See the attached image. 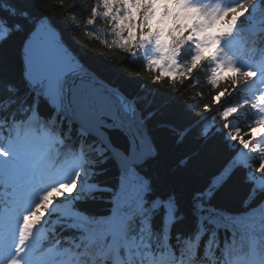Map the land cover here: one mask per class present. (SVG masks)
Listing matches in <instances>:
<instances>
[{
  "label": "trees",
  "instance_id": "1",
  "mask_svg": "<svg viewBox=\"0 0 264 264\" xmlns=\"http://www.w3.org/2000/svg\"><path fill=\"white\" fill-rule=\"evenodd\" d=\"M175 6L173 0H0V20L10 28L9 38L0 43V73L20 89V98L28 105L34 98L21 75L20 47L33 27L31 17L46 15L91 70L135 102L156 148L139 166L151 183L149 202L174 196L178 204L170 238L171 217L164 207L139 225H128L136 231L135 238L125 239L129 262L124 248L115 256L106 253L98 243L101 237L87 242L97 231L82 233L70 225H105L115 207L120 212L127 195L123 186L116 190L120 171L111 160L101 163L97 139L41 100L40 126L66 141L65 148L91 168V185L84 195L71 198L47 218L28 215L46 226L52 222L39 249L32 250L44 254V262L56 250L53 259L67 258L68 264H229L244 254L250 234L258 237L264 255V181L258 185L251 176L252 170L264 171V160L238 162L241 145L264 132V117L247 88L251 81L260 82L257 71L264 70V31L251 33L247 28L264 25V0H240L218 20L219 42L238 48L241 69L218 66L215 38L207 46L192 41V25L201 18L196 3L184 17L172 11ZM162 32L176 56L172 68L160 66L146 48L148 39ZM31 110L35 114L34 106ZM25 120L19 108L0 111L4 124ZM226 167L234 169L230 176H223ZM3 176L0 172V218L12 205V184ZM218 176L223 179L217 181ZM16 210L23 212L21 207ZM4 232L0 223V241ZM65 245L72 253H64Z\"/></svg>",
  "mask_w": 264,
  "mask_h": 264
},
{
  "label": "rangeland",
  "instance_id": "2",
  "mask_svg": "<svg viewBox=\"0 0 264 264\" xmlns=\"http://www.w3.org/2000/svg\"><path fill=\"white\" fill-rule=\"evenodd\" d=\"M195 2L200 8L199 14H202V20L200 18V22L192 25L191 38L198 45L202 42V46H207L214 42V38L210 36V30L216 31L219 29V15L222 14L223 8L229 3H234V0H182L172 11L175 10L180 17H184L192 11L191 4ZM204 19L207 22L206 24L203 23ZM165 35L162 32L157 33V36H151V39H148L146 48L150 58L157 61L160 66L172 68L176 64V56L169 46L167 35ZM212 36L214 37L215 35ZM217 36L219 37V35ZM217 51L219 52L218 66L224 68L231 60L224 53V48L217 49ZM262 86H264V82ZM248 88L254 95L256 87L253 84H249ZM262 108L264 111V106H261ZM35 118L33 113L25 121L12 122L10 124H4L0 121V172L4 175V179L9 181V184H12V186L16 184L14 188L10 186L12 191H10V188L8 191L10 197H16V204H24L33 216H38L40 213L44 218H47L48 214L66 207V202H69L71 198L76 199L85 194L91 185L89 181L91 168L87 161L73 155L69 148H65L66 141L58 135L54 136L52 132H49V129H43L41 126L37 130ZM2 130H5V133ZM22 141H25L24 144H21ZM243 147L241 160L244 163H247L253 157L264 160V136H261V133H257L254 138L243 143ZM23 151L25 152V161L24 164H20L21 172L16 174L12 168L17 163L15 156ZM28 163L30 168L27 166ZM22 173L24 174L23 177L18 179L16 176H20ZM40 174L43 175L40 182L46 183L47 181V186L41 187L38 183L33 186L32 190L24 191L23 188L28 186L27 181L31 177H36ZM27 175L29 179L24 180L26 182L24 184L22 180ZM251 176L258 185L264 181L263 170H252ZM18 183H23V188H20L22 186ZM38 191L41 192L37 194ZM32 195H34V198L32 200L28 199ZM54 196L57 199H54ZM39 197L42 198L39 199ZM8 209L5 210L3 223L12 227L14 234L12 242L18 244V247L7 249L4 256L0 258V264H17L15 258L18 257H26L25 259H28L24 264H39L29 255V252L32 249V245H38V239L46 234L52 222L46 226L36 221H26V217L18 216L16 213H12V209ZM26 222H28L29 226L26 225ZM25 236L28 238L24 239ZM64 248V253H72L67 245ZM117 263L115 261L114 264ZM52 264H65V261L56 260Z\"/></svg>",
  "mask_w": 264,
  "mask_h": 264
},
{
  "label": "snow or ice",
  "instance_id": "3",
  "mask_svg": "<svg viewBox=\"0 0 264 264\" xmlns=\"http://www.w3.org/2000/svg\"><path fill=\"white\" fill-rule=\"evenodd\" d=\"M111 8V5H108ZM131 7V5H129ZM106 15L111 13L106 11ZM135 15V13H132ZM125 21L128 17L124 18ZM264 23V21H261ZM124 27V25H121ZM128 27H131L129 24ZM30 36L32 33L29 34ZM10 36V28L6 22L0 20V43L7 40ZM27 43V39L25 41ZM22 77L27 79L28 68L25 67L24 72L21 73ZM39 76V73H37ZM39 83L44 91L52 92L56 97V102L60 111L66 108H73L74 105H78L83 108L86 112H91L93 110V105L89 98L85 94V82L83 77L74 78L72 76V70L67 66H58L54 68L48 75L40 77ZM32 104H27V99L20 98V89L18 87H13L12 80L7 78L5 75L0 73V111L13 110V113L17 108L20 109L21 114L25 118L32 116V108L34 106L35 115L37 117V130L40 128L39 118L40 113V101L43 100L45 103L49 104L53 108V111H57V106L52 105L49 97L43 95L39 96L33 93ZM105 124H108L111 120L110 117L104 118ZM101 124L99 126V134L90 133L94 135L100 142L98 155L101 156V163H107L109 160L115 162L119 169V182L117 191H119L120 186H123L126 190V198L123 201L120 212L117 219L123 223L122 238L129 239L136 237V231L130 229V225L133 221L137 225L141 223V220L148 216L149 213L154 214L161 207L165 208V212L171 217V222L169 224V238L173 227L177 224L176 216L178 215V204L174 196H170L167 200H161L159 197L151 200L149 202L148 196L151 192V183L145 178L139 171L140 164L154 152V148H149L146 144L145 139L142 138L140 130L136 125L129 120L126 124L128 131L131 133V139L129 141V147L125 151L124 149H116L112 144L111 137L109 135L110 131L119 129H111ZM251 135V131L249 132ZM103 136L104 139L100 137ZM261 136H264V132H261ZM150 143V142H149ZM234 169L224 170L223 176H230ZM223 176H218L217 181L223 179ZM115 207V205H113ZM198 208L202 213L205 212V205L200 204ZM111 215V213H109ZM106 219V218H105ZM211 223V221H209ZM73 231L79 230L82 233L101 231L103 235L99 239L98 243L101 246H111L119 237L116 233L104 231V226L93 223L88 226V228H77L74 225H70ZM83 239V236L81 237ZM211 241H209V244ZM219 247V246H217Z\"/></svg>",
  "mask_w": 264,
  "mask_h": 264
},
{
  "label": "water",
  "instance_id": "4",
  "mask_svg": "<svg viewBox=\"0 0 264 264\" xmlns=\"http://www.w3.org/2000/svg\"><path fill=\"white\" fill-rule=\"evenodd\" d=\"M31 20L33 27L24 37L20 47L22 72H24L26 66L28 68L27 79L23 78L27 88L37 96L42 93L48 96L51 104L57 106L55 112L58 115L75 123L88 134L100 135L99 126L105 124V119H102V117H110V122L105 126L111 129H119L118 131L109 132L112 144L116 149L126 151L129 147L131 133L128 131L126 124L131 120L140 130L148 147L154 148V152L149 156L153 157L156 148L135 102L118 87L110 84L91 70L65 41L61 31L48 16H33ZM30 33H32L31 36ZM26 39L27 43H25ZM61 65L70 67L74 78L83 77L85 94L93 105L91 112L84 111L78 105L60 111L55 95L42 89L39 83L40 77L48 75L54 68ZM37 73H39V76ZM50 108L53 110L52 107ZM91 136L95 138L94 135ZM100 138L104 139L103 136ZM116 167L120 171L117 164Z\"/></svg>",
  "mask_w": 264,
  "mask_h": 264
},
{
  "label": "bare ground",
  "instance_id": "5",
  "mask_svg": "<svg viewBox=\"0 0 264 264\" xmlns=\"http://www.w3.org/2000/svg\"><path fill=\"white\" fill-rule=\"evenodd\" d=\"M25 141H22L21 144H24ZM25 152H19L16 154L15 156V160L17 161V163L15 164V166H13L12 168L15 170L16 174H19L21 171H20V164L23 163L24 164V161H25ZM28 168H30V164H27ZM23 173L20 175V176H16L18 179L22 178L23 177ZM41 177L42 175H39L37 177H32L31 179H29V187L28 188H33V186L37 183H40L41 181ZM43 186V185H42Z\"/></svg>",
  "mask_w": 264,
  "mask_h": 264
},
{
  "label": "clouds",
  "instance_id": "6",
  "mask_svg": "<svg viewBox=\"0 0 264 264\" xmlns=\"http://www.w3.org/2000/svg\"><path fill=\"white\" fill-rule=\"evenodd\" d=\"M129 35H132V31L129 32Z\"/></svg>",
  "mask_w": 264,
  "mask_h": 264
}]
</instances>
